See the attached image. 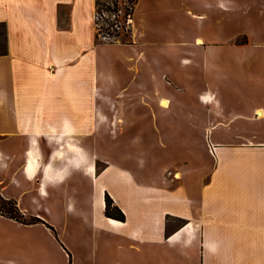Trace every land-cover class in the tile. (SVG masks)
<instances>
[{
    "label": "crops",
    "instance_id": "1",
    "mask_svg": "<svg viewBox=\"0 0 264 264\" xmlns=\"http://www.w3.org/2000/svg\"><path fill=\"white\" fill-rule=\"evenodd\" d=\"M95 1L0 0V21L6 23L8 43L7 53L0 55V72L10 64L12 74L22 77L21 84L0 86V193L15 199L25 215L45 221L23 223L0 213V264H79L77 253L86 257V264H264V0H137L131 33L135 61H146L147 45L161 37L167 38V47L175 53L185 52L189 40L180 23L188 15L200 17L208 27L239 20L240 29L233 35L195 37L202 43L195 51L199 56L215 62L228 57L236 64L235 78L224 86L228 76L220 66H213L210 74L218 79L217 88L200 93L197 114L189 112L179 128L181 138L189 140L186 150H164L166 157L161 155L150 173L148 167H135L133 172L106 166L96 172L92 163L89 167L58 165L52 161L61 151L55 149L42 166L39 141L51 134L43 129H65L71 134L68 128L72 130L79 120L56 116L53 104L44 101L43 94L38 96L29 84V61L38 54L42 72L52 62L48 72L56 76L67 57H88L85 44L76 53L64 54L53 40L60 34L81 41L85 26L94 39ZM156 21L168 26L163 31ZM174 43L179 45L177 50ZM87 46L95 48V44ZM159 89L156 83L159 106L187 107L173 93ZM226 95H230L228 112L223 103ZM209 103L214 105L210 115L207 111L202 115V104ZM169 121L156 117V132H164ZM232 124H244L247 130L229 128ZM192 133L213 138L216 163L202 160V143L191 147ZM31 153L39 163L30 174L26 161ZM238 177L241 185L246 184V197L219 195L218 182L229 190L238 189L234 181ZM80 180L91 182L90 193L79 189ZM106 193L111 199L109 213ZM116 207L124 219L116 216ZM65 213L79 226L73 236L77 245L64 238L55 221Z\"/></svg>",
    "mask_w": 264,
    "mask_h": 264
},
{
    "label": "rangeland",
    "instance_id": "2",
    "mask_svg": "<svg viewBox=\"0 0 264 264\" xmlns=\"http://www.w3.org/2000/svg\"><path fill=\"white\" fill-rule=\"evenodd\" d=\"M96 5L95 1V8ZM191 7L192 11H199ZM200 21V17L188 15L180 23L185 27L187 31L185 37L189 40L184 45L185 52L175 53L172 46L167 47V38L161 37L158 43L147 45L146 61L140 63L135 61L136 52L132 47L131 35L124 40L112 42L98 40L94 35V40L90 35V28L85 26L81 41L68 35L54 36L53 41L56 39L59 51L62 53L67 54L69 50L76 53L79 46L85 44L83 50L89 56L67 57L62 61L60 73L56 76L53 72L50 71V75L48 72L53 67L52 62V65L48 63L51 68L42 72L43 60L38 54L35 56L36 59L29 61L31 68L29 84L37 90L38 96L43 94V100L53 104L52 112L56 116H70L79 120L72 130L68 128L67 131L71 134H66L65 129H43V132H51V134H46L48 137L39 141L42 148L40 160L42 166L49 160L50 153L55 149L58 152L61 151V155L52 161L58 165L73 164L77 167H89L92 163L96 167V172H100L106 166L111 169L127 168L133 172L135 167H148L149 169L146 168V170L149 172L158 166L160 156L166 155L164 150L172 149L174 153L185 151L189 140L181 138L183 133L179 128L184 127L189 112L197 114L200 93L217 88L218 79L210 74L214 70L213 66H220L224 74L228 76L224 80L227 83L224 86L232 83L237 72L236 64L232 63L228 57L215 62L208 59L209 57L206 58L204 54L199 56L195 51L198 44L202 43L196 42L195 37L233 35L240 29V21L225 20L223 23H212L209 27L207 24L203 26ZM155 23L163 31L168 26V23L163 24V21ZM172 27L176 33L173 24ZM29 30L28 28V32ZM17 31L18 37L21 36L19 29ZM88 44H95V48L91 49L87 46ZM36 47L40 48L38 50L40 52L42 47L40 43L36 44ZM173 47L177 50L179 45L174 43ZM214 48L215 46L212 49ZM149 51L151 54L148 53ZM205 59L209 62L204 61ZM2 63L0 59V68ZM9 65L3 66L6 72H0V86L6 83L10 85L22 83L21 75L12 74ZM156 83L160 88L159 91L173 93L186 102L187 107L174 104L170 107L159 106L154 91ZM172 83L173 86L170 85ZM225 99L227 101L223 103L228 112L229 107L226 103H230V95H226ZM205 104H202V115H206V111L207 115H210V109L214 105L209 103L205 106ZM156 117L170 119L162 133L154 129ZM238 127L247 130L244 124H232L229 128L237 129ZM60 132L62 134L56 137V134ZM197 135L192 133L191 147L198 148L200 147L198 145L202 143V160L208 165L216 163L213 138L202 133L201 139ZM241 179L238 177L234 180L238 189L231 187L229 190L225 188L227 186L225 183L218 182L219 195L246 197L247 187L246 184L241 185ZM67 186L68 182L63 184V187ZM99 187L96 182L95 195L98 194ZM82 188L90 193L91 182L85 180L83 183L80 180L79 189ZM48 190L53 192L50 187ZM62 196H65L63 199L67 197L63 194ZM191 212L194 216L197 214L194 211ZM55 221L64 238L74 241L77 245L73 236L74 230H77L79 226L73 222L72 215L61 214ZM76 260L79 264H86V257L81 256V253H77Z\"/></svg>",
    "mask_w": 264,
    "mask_h": 264
},
{
    "label": "built area",
    "instance_id": "3",
    "mask_svg": "<svg viewBox=\"0 0 264 264\" xmlns=\"http://www.w3.org/2000/svg\"><path fill=\"white\" fill-rule=\"evenodd\" d=\"M104 1L115 9H99L98 5L94 8L93 23L96 39L110 42L126 39L133 30V15L137 0Z\"/></svg>",
    "mask_w": 264,
    "mask_h": 264
},
{
    "label": "trees",
    "instance_id": "4",
    "mask_svg": "<svg viewBox=\"0 0 264 264\" xmlns=\"http://www.w3.org/2000/svg\"><path fill=\"white\" fill-rule=\"evenodd\" d=\"M96 4L99 6V9H115L114 7L108 6L104 0H96ZM8 51V43H7V33H6V23L4 21H0V55L6 54ZM106 198V213H109L108 207L111 202V199L109 198L108 193L105 194ZM116 210V216L119 219H124V214L122 210L119 207L115 208ZM0 213L14 218L15 220H18L23 223H34L38 221L45 222L40 217L34 216V215H25L21 209L19 208L17 201L13 198H5L0 193ZM49 227H51L55 233L56 230L54 227L47 223ZM57 235V233H56Z\"/></svg>",
    "mask_w": 264,
    "mask_h": 264
},
{
    "label": "bare ground",
    "instance_id": "5",
    "mask_svg": "<svg viewBox=\"0 0 264 264\" xmlns=\"http://www.w3.org/2000/svg\"><path fill=\"white\" fill-rule=\"evenodd\" d=\"M167 104H168V101L164 100L163 105H167ZM54 156H60V154L58 155L55 153ZM38 163H39L38 158L33 153H31L29 155V157L27 158V161H26V167H28L30 174L35 171L36 167H38ZM90 167H93V166H90ZM47 171H48V168H47ZM47 171H46V173H47ZM176 176H178V173H176ZM110 221L112 223H118L117 221H115L113 219H110Z\"/></svg>",
    "mask_w": 264,
    "mask_h": 264
}]
</instances>
